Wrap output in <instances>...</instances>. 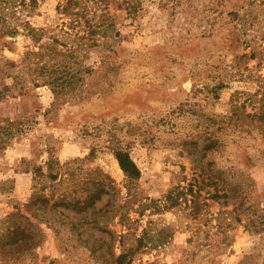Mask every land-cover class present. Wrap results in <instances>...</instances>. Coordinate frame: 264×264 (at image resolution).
Here are the masks:
<instances>
[{
    "label": "rangeland",
    "instance_id": "1",
    "mask_svg": "<svg viewBox=\"0 0 264 264\" xmlns=\"http://www.w3.org/2000/svg\"><path fill=\"white\" fill-rule=\"evenodd\" d=\"M0 1V264H264V0Z\"/></svg>",
    "mask_w": 264,
    "mask_h": 264
},
{
    "label": "trees",
    "instance_id": "2",
    "mask_svg": "<svg viewBox=\"0 0 264 264\" xmlns=\"http://www.w3.org/2000/svg\"><path fill=\"white\" fill-rule=\"evenodd\" d=\"M73 0H68V6L71 4ZM0 3H2V1H0ZM38 3V0H23L22 1V6L23 7H32V6H36ZM12 4L11 0H3V11L6 10V6ZM5 34H9V35H13V32H9L8 30L5 32ZM117 160L119 163V166L121 168V170L124 172L125 175H127L128 177L132 178V179H137L139 177V171L137 169V167L135 166V164L130 160V158L128 157L127 154L124 153H117ZM121 260H124V256H121L118 259V262H120Z\"/></svg>",
    "mask_w": 264,
    "mask_h": 264
}]
</instances>
